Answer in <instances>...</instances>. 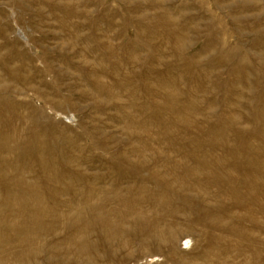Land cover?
<instances>
[{"label":"rangeland","instance_id":"1","mask_svg":"<svg viewBox=\"0 0 264 264\" xmlns=\"http://www.w3.org/2000/svg\"><path fill=\"white\" fill-rule=\"evenodd\" d=\"M0 264H264V0H0Z\"/></svg>","mask_w":264,"mask_h":264},{"label":"bare ground","instance_id":"2","mask_svg":"<svg viewBox=\"0 0 264 264\" xmlns=\"http://www.w3.org/2000/svg\"><path fill=\"white\" fill-rule=\"evenodd\" d=\"M93 26V25H92ZM72 43V42H71ZM86 49H88V48H86ZM93 51V50H92ZM90 52V51H89ZM77 54H78V52H77ZM92 54V53H91ZM75 55V54H74ZM4 89H6V88H4ZM4 92V91H3ZM14 136V135H13ZM80 146V145H79ZM89 249V248H88Z\"/></svg>","mask_w":264,"mask_h":264}]
</instances>
